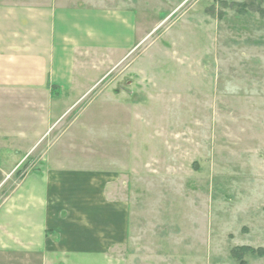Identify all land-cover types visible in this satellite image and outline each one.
<instances>
[{
    "label": "rangeland",
    "instance_id": "374dc122",
    "mask_svg": "<svg viewBox=\"0 0 264 264\" xmlns=\"http://www.w3.org/2000/svg\"><path fill=\"white\" fill-rule=\"evenodd\" d=\"M57 6L131 12L135 40L33 107L0 93V196L44 162L111 171L128 241L63 264H264V0H0V34L45 49Z\"/></svg>",
    "mask_w": 264,
    "mask_h": 264
},
{
    "label": "crops",
    "instance_id": "0c3cea01",
    "mask_svg": "<svg viewBox=\"0 0 264 264\" xmlns=\"http://www.w3.org/2000/svg\"><path fill=\"white\" fill-rule=\"evenodd\" d=\"M52 10V17L47 14L54 24L45 49L33 26L0 34V93L24 92L28 107L35 106V94L67 90L71 84L66 78L73 74L70 59L82 48L124 53L135 40L131 12L83 6ZM42 14L37 20L46 11ZM2 164L0 160V189ZM29 181L33 187L23 193ZM117 181L111 171L50 162L24 175L0 196V264H63L71 255L107 256L123 246L129 207L110 196L109 187Z\"/></svg>",
    "mask_w": 264,
    "mask_h": 264
},
{
    "label": "trees",
    "instance_id": "16d2710c",
    "mask_svg": "<svg viewBox=\"0 0 264 264\" xmlns=\"http://www.w3.org/2000/svg\"><path fill=\"white\" fill-rule=\"evenodd\" d=\"M242 250H246L245 248H242V249H240V250H238L239 252L240 251H242ZM235 256H237L239 259H241V256H240V254L237 252H235Z\"/></svg>",
    "mask_w": 264,
    "mask_h": 264
}]
</instances>
